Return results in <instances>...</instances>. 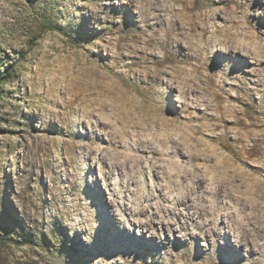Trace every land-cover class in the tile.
<instances>
[{
    "label": "rangeland",
    "instance_id": "obj_1",
    "mask_svg": "<svg viewBox=\"0 0 264 264\" xmlns=\"http://www.w3.org/2000/svg\"><path fill=\"white\" fill-rule=\"evenodd\" d=\"M131 1L0 0V264H212L206 240L189 248L177 244L162 248L159 239L147 241L140 228L128 225V213L116 210L147 205L145 196L160 195L151 197L145 213L134 216L145 219L152 214L158 222L162 212L157 203L173 206L172 199L180 195L176 178L169 173L180 165L165 160L168 155L179 157L158 148L143 153L142 164L134 159L131 138L139 134L158 139L153 123L157 118L164 120L163 135L169 133L179 142L190 135L193 149L213 155L210 164H195L206 174V184L221 183L223 176H229L239 188L233 194L240 195L254 180L264 181L257 172L264 168V86L245 79L231 85L228 62L211 48L208 84L197 76L189 78L193 90L187 103L197 105L195 109L179 102L176 84L167 83V77H149L152 60L160 58L158 51H169L173 66L185 71L193 70L190 54L202 53L199 33L174 44L179 18L206 13L215 25L206 28L209 34L230 25L221 19V12H239L249 2L262 12L261 0H153L163 18L154 26L141 22L138 9L150 0ZM261 44L264 47L262 38ZM75 82L92 84L85 88L91 99L105 101L103 120L92 109L94 103L75 105L85 90ZM212 95L216 102H211ZM211 114L221 121L208 120ZM233 119L250 135L243 137L238 127L231 126ZM216 122L220 126L215 130ZM219 131L225 132L223 141L209 139ZM233 135L251 145L248 159L229 152ZM92 139L101 156L89 155ZM185 165L193 169L194 164ZM249 191L264 201V184ZM211 205L218 223V211L224 206L237 208L216 196ZM220 232L229 245V253H224L238 259L240 251L228 237L230 232L227 228ZM160 235L170 236L164 228ZM226 254L222 264H232Z\"/></svg>",
    "mask_w": 264,
    "mask_h": 264
},
{
    "label": "bare ground",
    "instance_id": "obj_2",
    "mask_svg": "<svg viewBox=\"0 0 264 264\" xmlns=\"http://www.w3.org/2000/svg\"><path fill=\"white\" fill-rule=\"evenodd\" d=\"M131 2L132 1L129 0V3ZM261 2L263 8L262 12H258L252 2H249L246 8L240 10L239 12L231 10L224 12V9H221L223 11L220 13L222 16L221 19L225 22H228L230 25L226 27H216L211 31L209 30V34L206 28L208 26L213 28L215 26L209 16L206 13L201 14L199 11L192 13L191 10H189L192 13L190 16L179 18L178 28L176 29L175 33L173 32V42L178 46V44L184 38L191 37L196 33H199L198 36L200 35L201 37L200 39L202 43L200 44H202V48L200 47L201 50H198H200V52L202 53H200V55L196 53V56L194 54L195 57H192V54H190L192 60L194 61V63H192L193 70L191 71L189 69H186L185 71V69H183L182 67L176 65L173 66L170 52L164 50L163 57L160 56V58L152 60L151 65L153 69L150 72L151 76L149 77L155 80H162L163 77H167V83L176 84L179 102L186 105L187 107H192L195 109L197 108V105L193 106L192 104L187 103L188 93H191L193 90L192 86L190 85L189 78L197 76L203 79L206 84H208L209 75L211 72L209 69L210 59L207 56V49L211 48L215 49L216 52L218 51V54L216 53V56L228 62L226 66V76H228L232 81L231 85H238V83H242L241 80L245 79L252 84L264 86V77H259L264 72V47L261 44V38L264 40V0H261ZM4 3L6 4L5 1ZM157 7L154 4L153 0H150V3H148L146 6L139 5L138 9L141 22L149 26H154L157 25L160 20L162 21L163 18L160 19V15L157 13V11H160L157 9ZM167 10L168 9H166V11ZM173 13H171V15ZM176 14L179 15L178 13ZM177 17L178 16H176V18ZM161 23H163V21ZM153 28L156 29L155 27ZM238 62L243 64L242 67L238 65ZM163 66H165L168 71H164V69L162 68ZM230 71L231 73H237L238 76H232L233 78L237 79L236 81L233 78H230L231 76L227 74L230 73ZM75 83V85L81 89H89V87L92 86V84H87L84 86L81 83ZM86 89L83 91L82 99H75V105L77 104V106H81L87 101L90 102V104L91 102L94 103L96 105V108L92 109L98 111L100 113L99 116L101 117H99L100 121L101 119L103 120L105 117L104 110L106 109L105 101L99 97H96V101H93L94 99H91L90 94ZM241 97L243 96H237L236 99H239ZM210 100L211 102H216L217 98L212 95ZM197 102H199L198 99H196L195 103ZM208 103L209 102H206V105H204L206 109L210 108ZM89 106L90 105H88L86 110L87 113L90 111ZM215 114L218 116V109ZM216 115L213 116V114H211L210 119L208 120L219 121L220 119H218ZM200 119L202 118L196 117L197 121H199ZM153 123L157 127V130L155 129V132H157L158 136L161 138L158 137L157 139V135L153 136L152 138H146L142 135L139 136V134L135 136L133 135L134 137L131 138V142L133 144L132 148H135L136 150V152L134 153V159L137 161V164H142L144 162L143 153H152L157 151L158 148L166 149L167 152L173 153L175 156L179 157V159L174 160L172 156L168 155L167 159L165 160L167 161V164L180 165L178 169H169L171 170L169 172L171 176H173V178H176V184L180 189V195L178 196V198L172 199L173 206L157 203L159 206V211L162 212V214H159L160 219L158 220V222H155L153 220L152 214H149L147 217H145V219H140L134 216L136 214L140 215L145 213L147 209L151 207V197H154L153 199H159L160 195L155 196V194H148L147 196H145L144 200L145 202H147V205H142L141 203L137 204L135 208L119 207V209L117 208L116 210H119L121 215H125L128 213L129 215H125L126 220L128 221V225L131 227L136 226L140 228V236L144 238L145 235L148 236L147 241H155L159 239V243L157 244L162 248H168L172 244H177L178 246L189 248L194 242L199 239L206 240L209 246L207 249L213 257L212 264H222L223 257L226 254L224 252L227 251L229 253V245L226 246L224 244L226 235H223L220 232V230L227 228V230L230 232V234L227 232L229 234L228 237L233 242H235L238 251H240L239 258L235 260L231 259V257L228 256L229 254H226V256H228V259L231 260L232 264H264V201H262L263 197L261 195L252 194L249 191V188H252V186L254 188L261 187V185L264 184V181L254 180L252 185H247L246 193H241L240 195L233 194L234 192H237L239 188L235 183H232L230 181L229 176H223L222 180H220L221 183L214 182L212 183L213 185L206 184V174L200 173L197 165L195 164H210L209 159L213 157V155L209 156L201 150L193 149L189 143L190 135L184 138L183 142H179L176 138L170 136L169 133L167 135H163L162 133H160V130H163V119L157 118ZM219 123L216 122L215 125H213L215 130L219 128ZM232 125L238 127L243 137L250 135L247 133L248 130L246 131L243 130V128H240V125L238 124V121L236 119L232 122L231 126ZM221 127L223 128L224 126ZM202 128L203 125H200L198 127V129ZM239 130H236V132L240 134ZM191 134L194 135V132H191ZM237 135H233L234 139L232 138V141L229 144V152L233 153V151H235L238 155H241L242 157L248 159L250 156L249 150H251L248 147H250L251 145L247 144V147L245 145L246 142L243 143L241 141L242 139L237 137ZM87 138L90 139L91 137L88 136ZM225 138V132L223 131H219V133L213 132V134L209 137L210 140L216 143H220ZM155 141H157V143H155ZM95 142L96 141L92 139V141L90 142V146L87 149L88 153L90 156H101L100 147L94 146ZM220 145H222V143ZM237 154H235L234 157L237 156ZM128 162L129 161H127V163ZM111 164H113V161L111 162ZM185 164H194L193 169H187L185 167ZM216 164L220 163L218 162ZM245 164H247V162H245ZM169 170L167 169L166 171ZM257 172L259 175L263 174L264 176L263 167L257 169ZM213 196L221 198L222 201H224V203L226 204L231 203L233 204V206L237 207L236 209H234L235 211H231L230 207L225 206L221 209V211L219 210L218 212L221 216L220 223L217 222L218 220L216 218L217 215L215 213V209L211 205V198ZM181 210L186 211V214L180 213ZM130 216L131 218H129ZM182 216L186 220L183 219ZM131 227L128 228L130 231L132 230ZM163 228L168 231L170 236L174 238L179 237L180 240L176 242L172 240L170 241V236L161 237L160 231ZM221 244L225 246L222 247ZM178 256H180V254Z\"/></svg>",
    "mask_w": 264,
    "mask_h": 264
},
{
    "label": "clouds",
    "instance_id": "obj_3",
    "mask_svg": "<svg viewBox=\"0 0 264 264\" xmlns=\"http://www.w3.org/2000/svg\"><path fill=\"white\" fill-rule=\"evenodd\" d=\"M125 2H127V0H125ZM161 36H163V33H161ZM212 51H215V49H213ZM157 54L160 55L161 57H163V55H164V53L160 52V51H158ZM209 54H211V53H209ZM121 219L123 220V217H121Z\"/></svg>",
    "mask_w": 264,
    "mask_h": 264
},
{
    "label": "trees",
    "instance_id": "obj_4",
    "mask_svg": "<svg viewBox=\"0 0 264 264\" xmlns=\"http://www.w3.org/2000/svg\"><path fill=\"white\" fill-rule=\"evenodd\" d=\"M5 77H2V79H1V83H3L4 81H5Z\"/></svg>",
    "mask_w": 264,
    "mask_h": 264
}]
</instances>
